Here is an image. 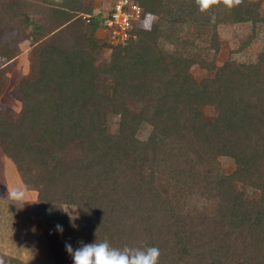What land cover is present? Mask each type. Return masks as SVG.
Returning <instances> with one entry per match:
<instances>
[{
	"label": "trees",
	"instance_id": "1",
	"mask_svg": "<svg viewBox=\"0 0 264 264\" xmlns=\"http://www.w3.org/2000/svg\"><path fill=\"white\" fill-rule=\"evenodd\" d=\"M8 1L0 18L37 7L46 18L37 77L19 82L21 116L0 113V147L20 169L28 162L38 172L53 224L63 202L84 219L77 232L85 244L155 246L158 264H264V52L254 62L215 63L217 25L255 27L262 0L232 8L222 0L204 12L196 0H132L156 20L116 45L84 34L103 20L84 0ZM185 25L206 32L208 45L193 51ZM102 44L112 52L96 65ZM12 58L0 54V67ZM193 65L211 76L196 80ZM99 74L113 80L110 94L98 91ZM108 113L119 115L115 133ZM142 123L151 127L145 139L136 136Z\"/></svg>",
	"mask_w": 264,
	"mask_h": 264
},
{
	"label": "rangeland",
	"instance_id": "2",
	"mask_svg": "<svg viewBox=\"0 0 264 264\" xmlns=\"http://www.w3.org/2000/svg\"><path fill=\"white\" fill-rule=\"evenodd\" d=\"M7 2L10 1L0 0V7ZM84 3L89 7L88 13L91 16L103 17L113 0H84ZM40 9L41 7L25 10L27 14L25 17L21 15L24 13L22 9L18 11L16 17L3 18L2 15L0 18L1 58L17 56L10 67L7 65L0 67V113L11 119H19L24 106L19 99L18 90L21 78L35 80L37 77L39 47L44 42L42 35L38 34V27L44 24L46 18ZM259 14L262 21L255 27L251 22L217 25L219 40V50L215 56L217 65H221L227 59L245 63L254 62L258 54L264 52V0L260 3ZM83 16L87 15L84 13L82 17L80 16L81 21L85 23L84 20L88 16L86 18ZM154 20H156L155 16L149 15L144 20H139V26H149ZM106 30L100 25L93 32H90L88 28L83 31L85 35L90 36L92 33L98 40H101V43L104 41L109 44ZM181 35L189 42H193V51L197 49L196 47L202 48L209 43L206 32H199L195 27L185 25ZM161 46L166 50L173 49L169 42L163 41ZM111 52L110 46L100 45L99 56L95 59L96 65L108 62ZM212 56L213 52L210 50L209 57ZM190 72L196 80L211 76L210 71L199 65H193ZM95 77L98 91L110 94L113 80L101 74ZM202 110L208 117L215 115L211 106H204ZM118 126L119 115L108 113L106 116L107 130L115 133L118 131ZM150 129L147 123H142L136 136L145 139ZM1 150L0 147V262L2 264H33L36 261L37 264H73L65 245L70 243L73 249L80 247L78 244L83 242L85 235L79 234L77 229L84 225V219L74 205L58 202L55 206L60 216L56 222L63 229L60 231L57 228L58 225L53 224V220H50L42 209V202L39 199L42 187L38 180V172L28 162L22 163V169H20ZM219 160L225 172L233 170L235 165L231 158L221 156ZM236 186L249 196L253 194L247 186L242 184H236ZM16 188L23 189L26 192V199L30 202L22 204L14 201L10 193ZM77 238L79 241L75 244Z\"/></svg>",
	"mask_w": 264,
	"mask_h": 264
},
{
	"label": "clouds",
	"instance_id": "3",
	"mask_svg": "<svg viewBox=\"0 0 264 264\" xmlns=\"http://www.w3.org/2000/svg\"><path fill=\"white\" fill-rule=\"evenodd\" d=\"M241 2L242 0H223V4L229 8ZM196 3L200 11L204 12L219 4L220 0H196ZM10 195L14 201L22 204L30 202L26 199V192L21 188L14 189ZM57 228L60 231L63 230L59 225ZM65 248L72 257L73 264H158L161 255L159 248L155 246L144 249L125 246L123 249H118L112 247L107 241L87 244L81 242V246L76 249H73L70 243H66Z\"/></svg>",
	"mask_w": 264,
	"mask_h": 264
},
{
	"label": "built area",
	"instance_id": "4",
	"mask_svg": "<svg viewBox=\"0 0 264 264\" xmlns=\"http://www.w3.org/2000/svg\"><path fill=\"white\" fill-rule=\"evenodd\" d=\"M147 16L149 15H144L142 8L132 0H113L103 15L101 23V26L107 29L109 44L126 42L133 27L139 26V20L142 21ZM86 17L83 16V18Z\"/></svg>",
	"mask_w": 264,
	"mask_h": 264
},
{
	"label": "crops",
	"instance_id": "5",
	"mask_svg": "<svg viewBox=\"0 0 264 264\" xmlns=\"http://www.w3.org/2000/svg\"><path fill=\"white\" fill-rule=\"evenodd\" d=\"M17 57V56H16ZM16 57H14V58H16ZM14 58L13 59H11V60H9V61H7V63L5 64V65H7V66H9L10 67V65H12V63H14L13 61H14ZM16 61V60H15ZM10 70H12V69H10ZM10 73H11V71H10ZM1 152H2V150H1ZM3 153V152H2ZM4 155V154H3ZM35 256V255H34ZM33 264H37L36 263V261H34V263Z\"/></svg>",
	"mask_w": 264,
	"mask_h": 264
}]
</instances>
